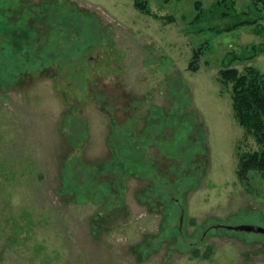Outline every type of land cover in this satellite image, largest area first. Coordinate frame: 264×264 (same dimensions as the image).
<instances>
[{"label": "rangeland", "instance_id": "rangeland-1", "mask_svg": "<svg viewBox=\"0 0 264 264\" xmlns=\"http://www.w3.org/2000/svg\"><path fill=\"white\" fill-rule=\"evenodd\" d=\"M263 45L259 0H0V264H264L219 80Z\"/></svg>", "mask_w": 264, "mask_h": 264}, {"label": "trees", "instance_id": "trees-1", "mask_svg": "<svg viewBox=\"0 0 264 264\" xmlns=\"http://www.w3.org/2000/svg\"><path fill=\"white\" fill-rule=\"evenodd\" d=\"M264 6V0H259ZM135 6L144 12L149 13V9L144 3L135 2ZM146 6V7H143ZM219 10H213L210 19L219 15ZM230 16L232 21L227 24L224 30H232L242 25H252L256 20H245L240 14L231 9L223 13ZM209 20V19H208ZM264 52V45L261 48L254 46L247 54L236 55L232 52L229 63L219 70V80L222 84H230L232 109L234 116L246 133L251 135L258 145L252 151L243 152L239 155L237 176L243 181L248 178L249 173H259L264 179V72L257 68L248 66L243 72L231 66V62L237 59H247L254 57L258 52ZM199 51L195 52L193 59L189 62V68L195 71L198 68L197 60Z\"/></svg>", "mask_w": 264, "mask_h": 264}, {"label": "water", "instance_id": "water-1", "mask_svg": "<svg viewBox=\"0 0 264 264\" xmlns=\"http://www.w3.org/2000/svg\"><path fill=\"white\" fill-rule=\"evenodd\" d=\"M234 230H242V231H247V232H256V233H262L264 234V228L256 225H246V224H241V225H236L233 227H229Z\"/></svg>", "mask_w": 264, "mask_h": 264}]
</instances>
